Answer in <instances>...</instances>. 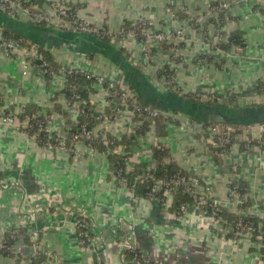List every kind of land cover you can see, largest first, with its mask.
<instances>
[{
	"label": "crops",
	"instance_id": "obj_1",
	"mask_svg": "<svg viewBox=\"0 0 264 264\" xmlns=\"http://www.w3.org/2000/svg\"><path fill=\"white\" fill-rule=\"evenodd\" d=\"M30 1L53 19L54 3L73 8L94 30L116 33L126 23L145 19L156 31L180 32L177 48L156 45L148 58L135 39L105 45L93 34L38 27L24 13L12 18L0 10V25L26 36L37 52L41 48L67 68L102 76L130 96L177 115L178 124L166 123V136L157 137L155 129L126 151L133 170L141 166L139 175L154 166L152 148L157 137L174 163L213 189V197L228 213L264 219V139L254 128L257 123L237 130L242 134L247 128L253 139L249 148L235 144L221 157L219 150L208 145L205 132L210 126H204L220 121L218 115L195 108L187 112L178 105L180 96L188 93L231 92L239 97L255 93L244 95L264 82V0ZM213 2L228 7L214 11ZM219 27L226 34L239 31L242 44L220 49L222 43L213 41ZM175 55L181 57L178 62ZM164 66L177 70L173 84L180 95L166 85L164 77L158 79ZM64 83L63 76L48 81L36 68L7 57L0 49V244L13 238L9 246L13 255L0 253V264H23L36 254L48 256L45 264H127L125 252L133 248L148 264H264L259 238L254 242L252 232L236 236L225 220L218 225L199 206L190 205L188 214L180 217L170 211V205L134 198L129 186L110 173L106 155L84 142H78L73 153L64 147H42L19 123L5 120L17 118L25 105H35L49 130L66 136L77 123L79 109L68 106L61 93ZM95 89L90 102L96 115H102L108 108V91L99 85ZM236 105L238 111L232 115L240 119L253 120L262 113L255 105ZM227 107H232L230 98ZM56 108H62V113ZM179 108L184 112L174 111ZM186 119L191 126H182ZM129 123L130 115L124 112L117 121L101 122L95 133L128 139L134 134L129 133ZM126 147L113 150L126 154ZM232 184L245 191L243 198L251 206L240 211L232 202ZM80 211L95 238L91 246L80 241L76 225ZM35 232L39 241L32 239L30 244L26 236L33 237Z\"/></svg>",
	"mask_w": 264,
	"mask_h": 264
},
{
	"label": "trees",
	"instance_id": "obj_2",
	"mask_svg": "<svg viewBox=\"0 0 264 264\" xmlns=\"http://www.w3.org/2000/svg\"><path fill=\"white\" fill-rule=\"evenodd\" d=\"M218 2H213L211 4L212 9H214L216 6H218ZM73 11H76L72 8ZM224 9H221V11ZM32 23V22H31ZM35 26L45 28L47 27L45 24H37L34 23ZM33 24V25H34ZM149 28L155 31V29L152 27V25H148ZM0 28L2 30V36L7 41H20V45L28 50L34 49L35 45L30 42V40L24 36L23 34L17 32L16 30L11 29L10 27L6 25H0ZM123 28L126 30H134L136 33H139L138 35V41L144 42L146 38L140 34L142 32L143 26L138 23L136 25L126 23ZM223 33L224 35L228 36V41L226 43L218 44V47L220 49H223L225 51H228L230 48L242 44V34L239 31L232 32L230 34H226L224 31H222V28H218L216 33ZM215 33V34H216ZM96 36L97 39L101 40L103 44L109 45L111 42L109 37H106L102 34H93ZM165 47V46H164ZM38 50V56L36 58H31L32 65L33 66H45L47 69H49L52 74H49L46 79L48 81H52L54 75H61L62 73L66 74L65 77V83L63 90L61 93L65 96L67 100V104L69 107L74 106L76 103H80V113L78 115V120L75 125H73L69 131L67 132L68 138L65 140V143L61 144V138L56 133H48L46 131L47 124L45 122V119L43 115H41L40 109L35 105H25L22 108V113L17 117L22 122L29 120V128L25 129V132L31 136L37 139L40 146H44L50 149H57L60 147H64L68 150H70L71 153H73L75 149L76 143L72 142L71 136L72 135H79L82 134L83 129L85 128L86 133H88L87 137H83L79 141L84 142L89 149L94 150L100 154H104L108 157L109 160V166H110V173L114 176L117 173L124 171L125 169V157L128 155L129 148L135 145H138V142L141 140L143 141L148 134V132L151 131L149 121H146L141 129L135 130L134 134L131 138L120 140L116 136L112 134H96L95 130L97 126L104 121V117L100 115H96L94 107L91 105L90 102V94L96 92V83L98 81V76H93L90 73H87L86 71L82 72L80 70H73L72 73H69V69L60 63L56 62L50 53L42 50L41 48ZM120 53H123V50H119ZM203 58L207 59V55L202 56ZM30 59V58H29ZM178 62V59H176ZM158 79H161L164 77L166 79V85L171 87L174 92L177 95L181 94V91L174 86V79L176 77V70L164 66L162 69L158 71L157 75ZM109 85V81L106 80V84L103 86L104 88H107ZM74 89L76 91H74ZM261 90H264V82H259L251 91L244 93V95H248L252 92L258 93ZM231 101L232 107H227L226 105L219 103V98L221 95L214 94L210 95L209 99L207 101H202V93L196 92V93H188L181 95L179 100L180 104L185 107V111H199L204 110L208 111L211 114H216L220 118V121H217L215 123H210L206 126H212L216 124H224L235 127L237 130H241L243 126L253 124V123H264V105H255L254 107H257V109L262 112L257 118L253 120H244L240 119V117H236L232 114H235L234 112L238 111V106L236 105V100L239 97V95H236L231 92H227ZM78 95H80L78 97ZM136 102L143 108L152 107L156 110H159L161 112H166L167 109L160 108V107H154L148 103L143 102L139 97H135ZM129 103L131 104V108L133 109V100H129ZM195 108V111H194ZM234 108V109H229ZM57 112L62 113V108H56ZM175 112H184L182 109H174ZM105 117L110 114H115L114 111H111V108H107L105 111ZM66 115V114H65ZM146 118V117H144ZM193 119V117H191ZM169 121V119H165L164 116H159L156 119V129L158 130L157 137H164L166 136V123ZM178 123V122H175ZM106 136L107 139L103 140V136ZM125 145L126 147V154L125 155H118L116 153H112V150L116 146ZM152 154H153V161H154V167L157 169L156 172H154L155 178H170L175 176H189L185 171H183L176 163L173 162L171 154L169 152V149L166 148L163 144L159 143L157 146H154L152 148ZM141 166H137L136 170H134L131 174L125 175V177L130 182V189L132 187V179L133 177H137L140 173ZM241 184V183H240ZM154 186V182L151 179L147 180H139V182L136 184L134 189H131V192L134 195V198H143L149 200V193L152 190ZM242 188L243 185H240ZM231 188L235 189V184L231 185ZM237 193L242 196H244L245 191H240L239 188L235 189ZM155 197L159 201H164L166 199L163 191H158L155 193ZM244 199V198H243ZM211 200L207 201L206 203H201L199 200L195 201L188 193L183 192L181 189L176 188L172 192V199L170 204V211L174 212L175 214L179 215L180 208L187 204V205H195L203 208L207 213L211 215L212 209L210 207ZM251 206L249 204V201L244 199V202L239 205L240 211L243 209ZM216 221H219L220 223H223L224 220L232 227L235 228L237 225H242V227H250L252 228V238L254 242H257L258 238H261V242L263 246L258 249L259 253L262 255V259L264 260V219L261 217L256 216H242L238 213H228L224 208H220L217 212V216L215 217ZM79 229V228H78ZM80 232V229H79ZM234 232V231H233ZM234 234V233H233ZM15 238V237H14ZM26 239L31 244V236H26ZM5 243V244H4ZM13 244V238L10 237L8 241L3 242L0 244V253L4 254L5 256L13 255L12 250L9 249V246H12ZM47 255L38 254L34 257H32L29 260H32L33 262L37 264H42L47 262ZM125 260L127 264H136L133 263V261L137 260L138 264H148L144 261L143 255L138 249H130L125 252Z\"/></svg>",
	"mask_w": 264,
	"mask_h": 264
},
{
	"label": "built area",
	"instance_id": "obj_3",
	"mask_svg": "<svg viewBox=\"0 0 264 264\" xmlns=\"http://www.w3.org/2000/svg\"><path fill=\"white\" fill-rule=\"evenodd\" d=\"M227 7H228L227 4L221 3L214 8V11H221V9H226ZM53 9L56 14V18L54 20L48 14L44 13L34 2L30 0H0V10L8 17L13 18L20 13H24L28 15L32 23L45 24L48 27H55L57 29L66 30L68 32H72L75 34H102L106 37H109L113 44L125 42L127 39H135L138 41L139 33H136L134 30H126L125 28H121L116 33H110L106 29L94 30L89 20L81 19V17L78 16L77 12L73 11L71 8H68L61 3H54ZM138 23H140L143 26L142 32L140 34H142L146 38L144 42L139 41L141 43H144L143 44L144 51L145 49L148 50L154 48L155 43H161V44L172 43L173 48H177L178 42L182 40V36L180 32L173 35V34L159 32L156 30L154 31L148 27V25L151 24L149 21L145 19H141ZM213 41L216 43H226L228 41V36L219 32L214 35ZM0 49L4 50L7 57L22 59L27 66L31 65L32 67L36 68L40 76L44 78H46L49 74H52V72H50L49 69H47L43 65L38 67L32 65L31 58H36L38 56V53L35 49L28 50L22 47L20 45V41L5 40L4 37L2 36V31L0 32ZM177 55H175V57L179 61L181 57ZM68 69L70 70L69 73H72L73 70H79L72 68H68ZM92 75L98 76L95 74ZM60 76H63L65 79L66 74L62 73L61 75H54L53 79ZM105 84H106V79L103 78L102 76H98V81L95 86L97 85L104 86ZM106 89L108 91V108H111V111H114L115 114L114 115L110 114L105 117L106 114L104 113L100 116L104 117V121L114 122L117 121L124 112L129 113L130 115L129 133L131 134H133L135 130L141 129V127L146 121H149V125H150L149 127L151 131H154L156 129V119L159 116H164L165 119H169V121L173 123L178 122L179 120L177 115H173L168 112H161L152 107L143 109L136 102L135 97L130 96L128 93L123 91L120 87H118L116 84L112 82H109V85L107 86ZM74 91L76 90L74 89ZM201 93H202V99H201L202 101L204 100L207 101L210 95L219 94L221 95V97L219 98V103L229 106V95L226 92L225 93L201 92ZM79 96L80 95H78V97ZM129 100H133V109L131 108V104L129 103ZM236 103L239 106H243V107L264 105V90H261L258 93H253L245 97H239L236 100ZM74 106L78 107L80 113V103H76ZM5 120H7V122L10 123L12 122L17 124L19 123V126H21L24 130L28 129L30 126L29 120L24 122L20 121L21 123L19 122L18 118H14V117H9ZM181 124L182 126L188 127L192 125V121L186 119L182 121ZM255 126L257 127L256 129L259 131L260 135L264 139V123H257ZM46 131L48 133H53L49 130L48 125ZM205 134L207 135V143L210 146V148L219 150L221 157H225V155L232 150V147L235 144H237L238 141L244 142V144L246 145L245 148H249L250 146L249 143L251 142V141L248 142L250 135L249 133L240 134L238 133L235 127L224 124H216L210 126L208 130L205 132ZM87 136L88 133H86V130L84 128L82 134L72 135L71 139L73 143L77 144L78 142H81L79 141L80 139ZM60 138L62 140L61 144L63 145L65 143V140L68 138V135L60 136ZM106 139L107 137L104 135L103 140ZM159 143L160 141L156 137L154 140V145L157 146ZM112 153L125 155V153L122 152V149L113 150ZM131 158L132 157L128 155L125 157L126 167L124 171L122 170V172L120 171V173H117L114 176V178L118 182L124 185H128L129 189H130V182L125 177L124 174L129 175L134 171L132 166L134 162L132 161ZM156 170L157 169L154 166H152L149 167L142 175L133 177L131 181L132 182L131 189L135 188L136 184L139 182L140 179L143 181L147 179H151L154 182V186L149 193V200H156L164 206L171 204L172 192L176 188H179L183 192L188 193L195 201L199 200L201 203H206L208 200L209 201L211 200L210 203V207L212 209L211 217L216 221L215 217L217 216V212L222 207V205L219 201H217L213 197L214 191L211 187L202 184V182L198 178L192 176H183V177L175 176L170 178L160 177L156 179L154 176V172H156ZM236 188L237 187H235V189ZM235 189L230 190L229 197L235 205H240L241 203L244 202V199L237 193ZM158 191H163L166 197L164 201H159L155 197V193ZM189 206L190 205L185 204L180 208V212H179L180 217L181 216L183 217L184 215L188 214ZM79 213L80 214L76 222V225L80 229L79 232V236L81 239L80 241L85 246H91L92 244L95 243L94 240L95 238L93 237L90 231V226L86 220L84 213L81 211ZM216 223H218V225L221 224L219 221H216ZM222 224L225 223L223 222ZM223 228L226 231H228V227H223ZM231 230L234 231L233 233L236 236H241L243 234H246L247 232L248 233L252 232L253 229L250 227L246 228V227H242V225H237L235 228H231ZM39 238H40L39 232L37 233L35 232L34 236L31 237V242L33 239V242L36 243L39 241ZM262 246L263 244L261 242V238H259L258 249L261 248ZM135 261L139 263L137 260ZM23 264H37V263L33 262L32 260H28Z\"/></svg>",
	"mask_w": 264,
	"mask_h": 264
},
{
	"label": "rangeland",
	"instance_id": "obj_4",
	"mask_svg": "<svg viewBox=\"0 0 264 264\" xmlns=\"http://www.w3.org/2000/svg\"><path fill=\"white\" fill-rule=\"evenodd\" d=\"M53 19V18H52ZM81 19H85V18H82L81 17ZM54 20V19H53ZM88 20V19H87ZM141 43V42H140ZM142 45L144 44V43H141ZM159 44H161V43H155V45L154 46H156V45H158L159 46ZM167 45H169V44H172V43H166ZM36 50V49H35ZM152 50H153V48H151V49H148V50H146L145 49V55H146V57H148V58H150L151 56H150V54L152 53ZM72 69H74V68H72ZM254 128H257L256 126L254 127ZM247 129V128H246ZM245 128H244V130H243V132H242V134H245V133H249L248 132V130H246ZM237 130V129H236ZM250 130V129H249ZM66 135H67V133H66ZM250 141H253V139H252V137L249 135V141L248 142H250ZM239 143H241V144H243V146L245 147L246 145L244 144V142H240V141H238L237 142V144H239ZM251 143V142H250Z\"/></svg>",
	"mask_w": 264,
	"mask_h": 264
}]
</instances>
